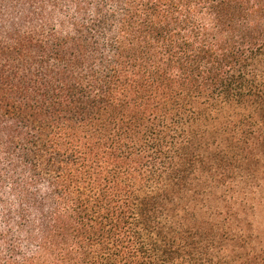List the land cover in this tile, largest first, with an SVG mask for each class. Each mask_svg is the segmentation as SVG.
Here are the masks:
<instances>
[{"label":"trees","instance_id":"obj_1","mask_svg":"<svg viewBox=\"0 0 264 264\" xmlns=\"http://www.w3.org/2000/svg\"><path fill=\"white\" fill-rule=\"evenodd\" d=\"M264 0H0V264H264Z\"/></svg>","mask_w":264,"mask_h":264},{"label":"rangeland","instance_id":"obj_2","mask_svg":"<svg viewBox=\"0 0 264 264\" xmlns=\"http://www.w3.org/2000/svg\"><path fill=\"white\" fill-rule=\"evenodd\" d=\"M254 228L264 236V207L261 206L255 210L253 216Z\"/></svg>","mask_w":264,"mask_h":264}]
</instances>
